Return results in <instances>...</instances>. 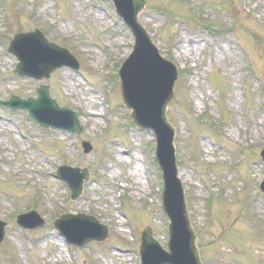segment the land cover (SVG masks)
<instances>
[{"label": "rangeland", "instance_id": "374dc122", "mask_svg": "<svg viewBox=\"0 0 264 264\" xmlns=\"http://www.w3.org/2000/svg\"><path fill=\"white\" fill-rule=\"evenodd\" d=\"M146 1L142 23L179 70L167 118L176 132L180 177L201 260L264 264V194L259 193L264 178V0ZM114 13L107 0H0V100L11 92L36 98L37 88L47 84L61 106L79 110L83 129L76 136L42 130L25 112L0 107V220L13 214L0 244V264H138L123 218L114 211L117 190L129 195L123 199L124 215L137 237L150 227L164 245L167 241L162 178L152 163L154 135L133 125L119 85L109 98V111L104 102L107 72L117 74L110 61L134 41ZM36 29L79 59V73L63 69L43 82L10 74L17 61L3 46L18 30ZM148 72L146 64L142 73ZM93 134H99L96 141H91ZM83 142L92 145V152L84 153ZM241 148L250 154L243 163ZM62 166L89 171L79 200H66V185L46 173ZM29 205L44 218V227L17 226L14 216ZM61 212L96 216L109 228V239L72 247L69 258L53 226Z\"/></svg>", "mask_w": 264, "mask_h": 264}, {"label": "water", "instance_id": "95a60500", "mask_svg": "<svg viewBox=\"0 0 264 264\" xmlns=\"http://www.w3.org/2000/svg\"><path fill=\"white\" fill-rule=\"evenodd\" d=\"M116 2L119 7V12L122 14L123 18L132 27L134 32L138 34L139 30L137 29L134 21L137 15L142 12L144 7L143 2H141V0H132L131 9L133 12L131 14L128 11V7L123 5L122 0H116ZM32 39L33 42L40 43V45L42 44V46L46 48L39 36ZM26 43L28 42L26 41ZM24 50L25 49L18 51L16 47L13 49L14 53L18 55L19 60L22 61L21 69L19 71L22 75L36 78L42 77V75L48 76L51 71L55 70V68H58L59 66L62 67L63 64L70 65L68 62L62 61L61 63H56L59 60L60 53L62 54L63 52L50 47L49 50L52 54L50 56H46L43 65L36 68L37 70H30L28 67L30 66L28 63L29 56L27 51ZM141 61V52H138L136 58L128 64L127 71L123 77L125 100L127 105L134 109L133 117L137 125L142 128H152L159 136L161 149L164 142V137L162 136L163 134L155 122V119L158 116L159 120L164 123L165 109L167 104L172 99V91L176 80V70L168 63L163 64L164 68L160 69V74H162L165 78L164 84V80L160 77H157L153 73L154 67H156V69L159 68V66H156L155 64L158 62L156 56L154 55L153 58L154 63H150V72L148 73H142V67H140ZM29 104L30 105L28 106L20 105V107L28 108L32 113V116L36 118L40 124L46 127H62L61 125L55 124L53 121L42 115L41 109L44 106L52 108L55 110V112L58 111L55 104L49 100L46 90L40 91L39 100L36 102L30 101ZM58 112L60 113L62 111ZM70 129L74 131L73 128ZM168 139L171 140V135ZM159 157L162 167L167 172V164L163 158L162 151H160ZM165 179L167 184L163 198L165 199V208L172 219V226L170 228L171 241L169 243L170 253L163 252L159 245L155 243L154 240L152 241L151 233L147 232L142 238L143 264H200L199 255L197 249L195 248L193 230L190 228L184 199L182 197V190L176 181H174L171 185L168 174L166 175ZM78 191H80L79 184L74 188V197L78 196ZM70 222H72V218L64 219L62 225L60 226L61 232L66 236L70 244L72 243L77 245L83 243L87 239V236H82L79 238L74 237V235L71 234V230L68 226ZM93 224L94 223L91 221L92 226H94ZM1 226L2 225H0V241L3 237V230Z\"/></svg>", "mask_w": 264, "mask_h": 264}]
</instances>
